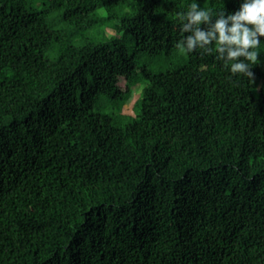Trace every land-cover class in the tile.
<instances>
[{
	"label": "trees",
	"instance_id": "obj_1",
	"mask_svg": "<svg viewBox=\"0 0 264 264\" xmlns=\"http://www.w3.org/2000/svg\"><path fill=\"white\" fill-rule=\"evenodd\" d=\"M191 3L0 0V264H264V57L181 53Z\"/></svg>",
	"mask_w": 264,
	"mask_h": 264
},
{
	"label": "clouds",
	"instance_id": "obj_2",
	"mask_svg": "<svg viewBox=\"0 0 264 264\" xmlns=\"http://www.w3.org/2000/svg\"><path fill=\"white\" fill-rule=\"evenodd\" d=\"M181 31L187 33L177 41L181 53L200 49L216 53L232 74L253 78V65L264 50V0H240L235 10L217 12L192 0L186 11L177 13Z\"/></svg>",
	"mask_w": 264,
	"mask_h": 264
},
{
	"label": "rangeland",
	"instance_id": "obj_3",
	"mask_svg": "<svg viewBox=\"0 0 264 264\" xmlns=\"http://www.w3.org/2000/svg\"><path fill=\"white\" fill-rule=\"evenodd\" d=\"M258 55L261 58L264 57V50H261ZM149 61L150 60H148V58L146 56L142 55V56L137 58V65L139 66V65L144 64V63H146V64H148V63L152 64L153 63V61L152 62H149ZM154 64L158 65L156 62H154ZM139 95H140L139 89L135 88L134 92L132 93L131 98L123 106V110L125 112L130 113L133 111L135 102L139 98ZM101 104L103 105V107L106 108V110L115 113L117 115V117L119 118V120H123L122 115L119 113V107H118V104L116 102L114 103L113 101L103 99Z\"/></svg>",
	"mask_w": 264,
	"mask_h": 264
}]
</instances>
